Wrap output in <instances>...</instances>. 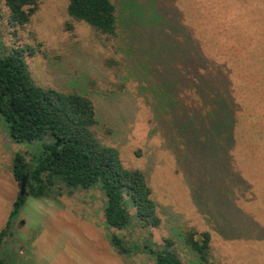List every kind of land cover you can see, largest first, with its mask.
Wrapping results in <instances>:
<instances>
[{
  "label": "rangeland",
  "instance_id": "374dc122",
  "mask_svg": "<svg viewBox=\"0 0 264 264\" xmlns=\"http://www.w3.org/2000/svg\"><path fill=\"white\" fill-rule=\"evenodd\" d=\"M209 3L205 4L208 8ZM67 6L68 0H41L30 23L12 27L9 11L1 3L0 40L9 48H35L34 55L26 52V59L38 84L93 91L103 139L119 150L125 167L146 174L162 221L142 230L107 225L106 197L100 188L76 189L60 196H30L7 229L0 264H157L155 257L138 244L146 238L154 247L173 239L185 261L196 260L184 242L185 233L191 231L211 233L208 264H264V129L257 119L263 115L261 100L246 95L239 85L231 87L230 80L221 91L216 86L221 78L203 74V66L187 62L181 66L182 83L191 105L203 102L208 112L203 109L194 113L192 109V117L206 127L195 133L188 128L186 135H179L170 129L171 123H157L152 109L138 95V82L126 75V61L118 50L120 40L109 39L86 22L74 19ZM178 6L185 16L204 17L194 23V30L215 20L207 27L215 32L214 49L236 45L228 32H220L221 14L204 9L206 21V14L201 15L192 0H178ZM259 16L255 21L262 25ZM215 35H225L226 39ZM205 41L206 37L199 40L201 44ZM168 70L166 74H170ZM168 81L177 84L175 79ZM94 86L110 94L97 92ZM229 91L239 94L234 95L235 111L230 108ZM217 92V100L223 92L224 104L215 109L211 99ZM177 101L176 108H182ZM254 108L255 112H249ZM232 115L233 127L229 122ZM29 147L28 143L14 141L0 118V232L21 189L13 175L14 155L26 153ZM175 227L181 229L183 237ZM252 233L259 237H250ZM112 234L125 237L131 251H119Z\"/></svg>",
  "mask_w": 264,
  "mask_h": 264
},
{
  "label": "trees",
  "instance_id": "16d2710c",
  "mask_svg": "<svg viewBox=\"0 0 264 264\" xmlns=\"http://www.w3.org/2000/svg\"><path fill=\"white\" fill-rule=\"evenodd\" d=\"M40 1L0 0V4L7 7L12 27H25ZM192 2L198 4L201 15L206 14V21L207 12L203 13V10L210 2L208 11L222 16L220 32H228L236 45L214 49L212 35L215 32L208 31L207 27L215 20L195 31L194 23H200L199 19L204 17L187 13L185 16L178 0H68L67 12L107 38L120 40L118 50L126 61V75L133 76L138 82V95L152 109L157 123H171L170 129H175L179 135H186L188 128L194 131L206 127L192 115L203 109L207 113V105L203 102L200 106L195 102L191 105V98L182 83L184 70L181 66L195 62L203 66V74L221 78V82L216 83L221 91L230 80L231 87L239 85L246 95L260 99L263 115L257 119L264 129V0ZM259 15L263 18L262 25L255 21ZM204 37L206 41L201 44L199 40ZM216 38L223 40L226 36ZM26 52L34 55L35 48L31 45L9 48L0 40V118L5 121L14 141L30 145L26 153L14 155V178L21 188L22 179L26 177L27 189L24 195L20 189L9 221L0 232V250L7 229L30 196H60L76 189L100 188L106 197L104 216L107 225L121 230L133 226L142 230L160 225L162 219L146 174L125 167L119 150L103 139L93 91L87 87L62 90L38 84ZM212 64L216 67H206ZM167 69L170 74H166ZM169 79L177 80V84L167 82ZM96 88L97 92L104 91ZM197 93L200 94L199 89ZM229 93L230 108L234 110V95L239 94ZM218 95V92L212 94L216 97L211 99L215 109L224 104L223 92L221 100H217ZM176 96L182 108H176ZM255 111L254 108L249 112ZM229 122L233 127V115ZM177 230L175 227L174 231ZM178 233L183 237L181 229ZM112 235L111 240L119 251H131L125 237L120 239ZM250 237L257 239L259 236L252 233ZM184 240L195 253L196 260L185 261L174 247L173 239H167L165 245L159 247H154L147 238L138 244L155 257L157 264L210 263L209 231L185 233Z\"/></svg>",
  "mask_w": 264,
  "mask_h": 264
},
{
  "label": "water",
  "instance_id": "95a60500",
  "mask_svg": "<svg viewBox=\"0 0 264 264\" xmlns=\"http://www.w3.org/2000/svg\"><path fill=\"white\" fill-rule=\"evenodd\" d=\"M27 189V180L26 177H23L21 184V194L24 195Z\"/></svg>",
  "mask_w": 264,
  "mask_h": 264
}]
</instances>
